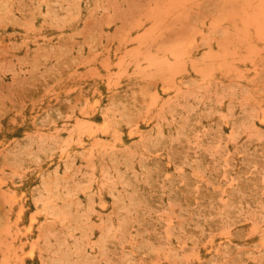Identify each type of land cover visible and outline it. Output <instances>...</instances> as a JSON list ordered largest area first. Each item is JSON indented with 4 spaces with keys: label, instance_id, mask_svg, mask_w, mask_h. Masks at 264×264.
Returning a JSON list of instances; mask_svg holds the SVG:
<instances>
[{
    "label": "rangeland",
    "instance_id": "374dc122",
    "mask_svg": "<svg viewBox=\"0 0 264 264\" xmlns=\"http://www.w3.org/2000/svg\"><path fill=\"white\" fill-rule=\"evenodd\" d=\"M0 264H264V0H0Z\"/></svg>",
    "mask_w": 264,
    "mask_h": 264
}]
</instances>
